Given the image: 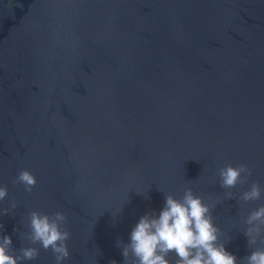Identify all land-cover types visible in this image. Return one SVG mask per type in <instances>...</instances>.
Instances as JSON below:
<instances>
[{
    "label": "water",
    "instance_id": "water-1",
    "mask_svg": "<svg viewBox=\"0 0 264 264\" xmlns=\"http://www.w3.org/2000/svg\"><path fill=\"white\" fill-rule=\"evenodd\" d=\"M241 163L253 174L237 197L264 187V0H0V235L14 249L30 246L31 211H60L62 264H125L117 240L190 187L239 262L264 204L226 198L218 169ZM25 168L31 193L12 182ZM35 246L22 264H55Z\"/></svg>",
    "mask_w": 264,
    "mask_h": 264
},
{
    "label": "clouds",
    "instance_id": "clouds-1",
    "mask_svg": "<svg viewBox=\"0 0 264 264\" xmlns=\"http://www.w3.org/2000/svg\"><path fill=\"white\" fill-rule=\"evenodd\" d=\"M252 174V169L244 163L236 166L226 164L219 168V184L227 190L226 198L245 203L260 200L264 187L258 180L252 181L250 187L238 197L231 191L237 185L248 184ZM12 182L22 184L25 191L31 193L37 178L25 168ZM7 195V186H0V201ZM11 207L16 209L18 204L13 201ZM8 212L9 209L4 208L0 215ZM212 212L213 206L205 203L203 197L196 195L190 187L185 188L180 199L166 194L164 207L158 215L150 211L140 217L131 230L129 243L122 244L117 240V246L123 249L125 264H264V204L247 216L245 223L248 227L244 235L251 253L239 262L235 255L226 250L225 244L230 237L221 240L222 231L214 224ZM66 224L67 216L63 212L48 215L31 211L28 214V231L23 233L30 246H23L17 251L12 246L10 236L0 235V264H22L23 261L36 260L40 255V248L35 246L37 244L45 251L51 250L55 264H62L70 257L67 245L70 232ZM173 256L174 260L170 259ZM111 264L116 262L112 261Z\"/></svg>",
    "mask_w": 264,
    "mask_h": 264
}]
</instances>
